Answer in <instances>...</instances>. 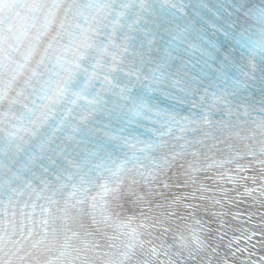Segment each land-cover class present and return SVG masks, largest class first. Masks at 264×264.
I'll list each match as a JSON object with an SVG mask.
<instances>
[{
    "label": "snow or ice",
    "instance_id": "obj_1",
    "mask_svg": "<svg viewBox=\"0 0 264 264\" xmlns=\"http://www.w3.org/2000/svg\"><path fill=\"white\" fill-rule=\"evenodd\" d=\"M262 253L264 0H0V264Z\"/></svg>",
    "mask_w": 264,
    "mask_h": 264
}]
</instances>
